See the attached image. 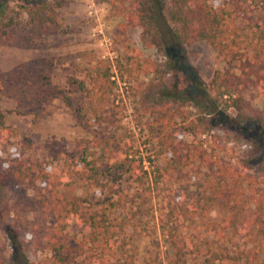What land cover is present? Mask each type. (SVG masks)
I'll list each match as a JSON object with an SVG mask.
<instances>
[{
  "label": "trees",
  "instance_id": "1",
  "mask_svg": "<svg viewBox=\"0 0 264 264\" xmlns=\"http://www.w3.org/2000/svg\"><path fill=\"white\" fill-rule=\"evenodd\" d=\"M109 2L113 14L123 18L116 41H126L127 45L128 31L141 28L145 47H177L200 41L215 47L218 59L225 67L214 73L206 87L212 109L209 115L220 117L236 130H253L264 141V108L260 112L245 99V92L251 88L264 99V0H221L217 7L210 0ZM69 3L70 0H0V35L11 40L13 33L18 32L28 42L54 35L61 30L58 11ZM131 51L134 55H130ZM111 72L110 62L100 60L88 74L92 89L101 100L114 91ZM118 72L126 83L133 79L139 81L141 75L162 79L164 73L162 65L142 58L138 50L130 48L119 60ZM157 88L162 96H157ZM81 90L90 91L85 83L81 84ZM137 93L143 106L161 124L158 148L160 155L166 158L165 169L179 172L197 163L203 172L188 203L170 208L160 224L172 250L168 257L170 264H190L188 256L191 252L179 237L180 222H198L205 233L213 235V244L204 256V264H261L259 244L264 250L262 171L253 170V166L244 168L231 161L215 162L206 145L213 129L209 127L211 117L198 116L191 123L185 117L180 124L176 122L179 115L182 117L181 110L189 98L153 82L146 89L138 88ZM195 107L204 108L203 104ZM231 110L237 116H229ZM82 123L92 137L94 148L100 149L103 155L108 153L114 161L115 177L120 180L127 176L146 191H151L142 182L148 175L143 158L138 157L130 142L107 131L117 125L114 116L97 114ZM222 131L228 143L234 141L227 128ZM10 135H14V131L0 111V137ZM188 137L192 141L187 140ZM199 137L205 139L196 142ZM9 146L2 142L1 149L7 150ZM20 148L22 152L35 150V142L26 138L20 142ZM69 160L75 166L73 179L64 171L50 172L22 154L1 162L0 224L10 244V254L0 258V264H32L26 254V232L30 231L47 239L52 264H135L131 256H126L129 244L121 238L116 226L105 214L88 206L87 196H78L74 192L76 183L92 179L83 170L78 147ZM156 169L160 171L159 166ZM107 177L116 182L113 173ZM49 185L55 186L56 190L49 191ZM67 190L73 194L66 193ZM113 195L119 197L116 202L110 200L113 206L137 205L122 188ZM213 212L217 213L215 218L211 217ZM32 215L30 226L19 228L15 224L24 217L30 223ZM74 225L82 230L80 238L71 240L66 231ZM147 264L163 262L154 259Z\"/></svg>",
  "mask_w": 264,
  "mask_h": 264
},
{
  "label": "rangeland",
  "instance_id": "2",
  "mask_svg": "<svg viewBox=\"0 0 264 264\" xmlns=\"http://www.w3.org/2000/svg\"><path fill=\"white\" fill-rule=\"evenodd\" d=\"M210 2L217 7L221 0ZM58 12L61 30L54 35L31 42L18 32L13 33L11 40L0 35V111L5 115L6 124L14 131V135L0 137V164L22 154L25 159L37 161L50 172L64 171L73 179L75 166L69 158L78 147L83 170L92 179L76 183L75 194L87 196L88 206L105 214L116 226L121 238L129 244L126 256H131L135 264H147L154 259L170 264L168 257L172 250L160 224L170 208L188 203L190 193L203 178V172L197 163L179 172L165 169L166 158L160 155L158 148L162 127L141 103L138 88L146 89L153 82L189 98L181 110L182 117L179 115L176 119L178 124L185 117L189 123L196 121L198 116L211 117L209 127L213 129L206 145L215 162L231 161L244 168L253 166V170H261L264 177V141L253 130H236L220 117L209 115L212 109L206 87L214 73L225 67V63L218 59L215 47L204 41L177 47H145L141 28L128 31L125 36L127 45L126 41H116L123 18L113 14L109 0H70ZM101 29L111 38L112 45L108 49L102 47L94 36H99ZM128 48L138 50L142 58L162 65V79L141 75L137 82L134 79L129 83L122 81L118 62ZM134 53L131 51L130 55ZM100 60L110 62L112 76L116 72L117 77L112 80L115 82L114 91L105 100L93 91L88 78ZM82 83L90 91H82ZM156 92L157 96H162L159 88ZM245 99L248 105L262 112L264 99L256 89H248ZM196 104H203L204 108H196ZM97 114L114 116L117 125L107 131L115 133L122 141L130 142L138 157L143 158L148 175L142 182L151 191H146L127 176L120 180L115 177L117 168L112 158L94 148L82 120L95 118ZM229 116L235 117L237 113L231 110ZM223 128L229 130L233 142H227ZM26 138L35 142V150L22 152L20 142ZM204 139L199 137L196 142ZM2 142L10 144L7 150L1 149ZM112 173L116 182L107 177ZM119 188L137 205L113 206L110 200L116 202L119 199L113 195ZM55 190V186L49 185V191ZM66 193L73 194V191L67 190ZM216 216V212L211 214L212 218ZM27 220L24 217L15 224L19 228L30 226L33 215L30 223ZM179 228V237L191 252L189 263L204 264V256L209 245L213 244V235L205 233L198 222H180ZM81 230L80 226L74 225L66 234L74 240L80 238ZM26 233V254L31 263L52 264V254L44 235L38 237L32 231ZM259 245L260 263L264 264V250L260 248L262 244ZM9 254L10 244L0 224V258L4 259Z\"/></svg>",
  "mask_w": 264,
  "mask_h": 264
},
{
  "label": "built area",
  "instance_id": "3",
  "mask_svg": "<svg viewBox=\"0 0 264 264\" xmlns=\"http://www.w3.org/2000/svg\"><path fill=\"white\" fill-rule=\"evenodd\" d=\"M99 36H97L96 34H94L95 37H97V40L99 41V44L102 47H105L106 49H108L109 47H111L112 45V41L111 38L107 36V34L101 29L99 30ZM109 55L111 57V53L109 52ZM116 72H114V75L112 76V80H116Z\"/></svg>",
  "mask_w": 264,
  "mask_h": 264
}]
</instances>
